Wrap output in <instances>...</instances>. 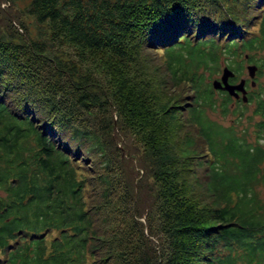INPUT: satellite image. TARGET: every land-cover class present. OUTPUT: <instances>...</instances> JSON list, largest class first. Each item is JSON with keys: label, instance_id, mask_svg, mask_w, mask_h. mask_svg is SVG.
Instances as JSON below:
<instances>
[{"label": "trees", "instance_id": "1", "mask_svg": "<svg viewBox=\"0 0 264 264\" xmlns=\"http://www.w3.org/2000/svg\"><path fill=\"white\" fill-rule=\"evenodd\" d=\"M1 2L0 264H264V0Z\"/></svg>", "mask_w": 264, "mask_h": 264}, {"label": "rangeland", "instance_id": "2", "mask_svg": "<svg viewBox=\"0 0 264 264\" xmlns=\"http://www.w3.org/2000/svg\"><path fill=\"white\" fill-rule=\"evenodd\" d=\"M28 2H29V0H2V2H1V7L2 8H5V9H10V8H12V5L13 4H15V7H14V5H13V12L16 14V15H18V16H21L22 18H23V20H25L26 21V19L20 14V11H24V9H25V7L27 6V4H28ZM12 3V4H11ZM33 28V27H32ZM34 31V30H33ZM158 54H159V52H158ZM157 53H155L154 54V56H155V61L157 62V63H160L161 62V58H160V56L158 55ZM264 55V50L263 51H261V52H259L258 54H257V56H255V58H260L261 56H263ZM246 56L245 55H243V59H245L244 60V67H243V73H242V75L240 76V79L241 78H245V80H246V83H245V89H246V94L247 93H251L253 90H257L258 89V87H259V85H257L258 84V82H263L264 83V72H263V74L262 75H260L259 77H258V80L259 81H256V77H254V81H255V84H254V86H252V84H251V81H252V79L251 78H249V76H248V70H247V68H246V66L248 65V64H255V65H257V63H253V62H246V59L247 58H245ZM224 66H226V64H224V62H222L221 63V67H220V72L216 75V76H214V78L213 79H217V78H220V76H221V73H222V70H223V67ZM256 75V74H255ZM239 80V79H238ZM238 82V81H237ZM236 83V82H235ZM231 97H233V96H231ZM234 98V97H233ZM234 99H236V98H234ZM247 102V101H246ZM234 106V103H232V105H231V108ZM254 107H255V104H254V102H250L249 104H248V106H247V111L245 112V115H244V118L242 119V123L245 125V124H252L253 123V121L252 120H248V116H250L251 115V113H252V111H253V109H254ZM210 117L211 118H213V119H215V120H217V121H220L221 123H224V124H226V123H229L230 121H231V119H233L234 118V115L233 114H228L227 116H224V117H222L221 116V114L217 111V112H213V113H210ZM255 119H257V116L256 117H254V120ZM263 196H264V192H263Z\"/></svg>", "mask_w": 264, "mask_h": 264}, {"label": "water", "instance_id": "3", "mask_svg": "<svg viewBox=\"0 0 264 264\" xmlns=\"http://www.w3.org/2000/svg\"><path fill=\"white\" fill-rule=\"evenodd\" d=\"M248 76L252 79L251 84L254 86L255 81L254 77L257 71V66L255 64H248L246 66ZM234 73L231 69H229L227 66L223 67L222 73L220 78L214 79L212 81V86L214 89L218 90H224L226 91L230 96H233L234 98L238 99L241 97V99L246 102L247 101V94L245 89V78H241L238 82L232 83L229 81V78L233 77Z\"/></svg>", "mask_w": 264, "mask_h": 264}]
</instances>
